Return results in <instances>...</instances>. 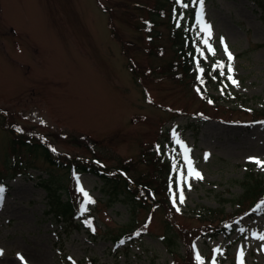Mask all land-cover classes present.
Listing matches in <instances>:
<instances>
[{
  "label": "rangeland",
  "instance_id": "1",
  "mask_svg": "<svg viewBox=\"0 0 264 264\" xmlns=\"http://www.w3.org/2000/svg\"><path fill=\"white\" fill-rule=\"evenodd\" d=\"M194 1L202 43L211 26L215 55L203 43L205 51L223 64L222 81L206 86L214 98L170 77L165 25L157 48L139 28L155 0H0V264H264V168L250 159L264 161V0H204L202 18ZM169 127L181 158L176 187L159 190L160 204L131 224L126 205L107 206L97 176L16 145L45 142L64 162L128 165L151 179L148 154ZM185 156L202 179L188 175ZM40 175L66 186L74 205L82 201L90 222L56 220ZM247 177L263 185L253 196L243 194ZM166 220L181 236L174 258L159 238ZM121 233L128 238L114 252Z\"/></svg>",
  "mask_w": 264,
  "mask_h": 264
},
{
  "label": "trees",
  "instance_id": "2",
  "mask_svg": "<svg viewBox=\"0 0 264 264\" xmlns=\"http://www.w3.org/2000/svg\"><path fill=\"white\" fill-rule=\"evenodd\" d=\"M189 3L190 0H179V2L178 0H155L147 22L145 23L144 21L143 27L139 28L144 30L150 42L157 48L158 43L156 44L155 42L163 36V29L160 26L165 25L168 28L167 39L173 51V57L164 64L166 70L170 73V77L184 89H189L191 86H200L204 90L205 84H214L217 81L219 82L221 78L217 67L209 62L210 58L199 53L200 51H204V48L200 44L197 29L192 21L194 10L192 9L193 11L191 12L183 6L184 4L189 5ZM188 13L191 14L188 21H186ZM198 47L199 50L197 49ZM154 50L152 48V55ZM129 67L134 74L138 72L139 66L137 63L131 62ZM205 92L207 93V97L214 98V95L208 92L207 87H205ZM192 124L193 122L188 123L185 128L191 127ZM162 134L163 138L158 147L155 150L151 147L153 157L149 153L148 160H146L152 163L154 168L156 167L151 179H148L143 173L135 174L133 169L128 165L126 167L100 169L95 165H89L84 160L64 162V159L54 156L49 147L44 143L29 145L25 141L20 140L16 145L20 148L26 147L35 153L41 152V155L55 166H61L69 170L70 162H74L81 172H91L99 176L103 183L100 190L106 199L107 206L111 207L118 202L125 204L130 213L129 224H131L135 222L136 215L140 209H149L154 207L155 204H160L158 199L159 190H163L164 192L167 188L171 189V186L174 184L175 173L171 169L173 165L171 158L176 153L177 147L169 128L163 129ZM166 169L167 172L163 175V171H166ZM122 170L125 173H122ZM155 170L157 173H155ZM162 175L163 179L160 181L158 178ZM3 178V173L0 172V182ZM247 178L248 181L244 184L243 194L244 196H253L255 191L262 188L263 185L256 178V182L251 177ZM260 179L262 178L260 177ZM39 180V184L43 185L49 196V211L53 212L57 220L66 221V219L70 218L69 222L74 227H79L82 223L90 222L86 221L82 216L77 217L76 212L78 207L74 206L70 192L66 189V186L59 184L55 177L43 179L40 176ZM3 183L2 181L0 188L3 187ZM63 195L67 196L66 201L62 199ZM237 203L241 206L243 202L237 201ZM159 206H164L165 208V205L161 204ZM208 212H210L208 215L212 216L216 215L218 211L209 210ZM165 222L167 227L164 233L160 235V239L170 254L173 255L178 251V240L181 236L175 227L170 224L169 220ZM94 260L99 262L96 258ZM94 260H92V263L97 264ZM99 264L103 263L100 262Z\"/></svg>",
  "mask_w": 264,
  "mask_h": 264
},
{
  "label": "snow or ice",
  "instance_id": "3",
  "mask_svg": "<svg viewBox=\"0 0 264 264\" xmlns=\"http://www.w3.org/2000/svg\"><path fill=\"white\" fill-rule=\"evenodd\" d=\"M179 2V0H178ZM199 5H200V16L201 18L203 17V10H204V0H198ZM184 7H187V4L183 5ZM202 31H205L207 33V36L210 38L211 35V26L205 24L204 27L201 29ZM209 38H206L203 43L206 45V47L208 48L209 53H211L212 55H215V49L212 47V45L209 43ZM221 44L223 45V49L225 54L228 56V60L231 62L234 58L232 56V53L229 51L228 46L224 43V39L221 38ZM218 66L219 67H223V64L221 62H218ZM233 71V68L231 66V63H229L228 65V72L231 73ZM221 75H223V72H221ZM228 79L231 81V83L234 86H238V81H236L231 75L228 76ZM173 134L175 135V130L173 132ZM178 143H182V141H177ZM185 148V152L190 151L189 149H187V146L184 145ZM252 162L256 163L258 166L264 168V161H261L257 158H250ZM185 161L188 165V175L189 176H194L196 179H202V176L200 175V173L198 171H196L193 167H192V161L189 157L185 156ZM174 170H178L176 169V167L174 166ZM180 178L181 180L184 179V175L183 172L181 171L180 173ZM190 187V186H189ZM81 191L83 192V189L81 188ZM4 192L3 188H0V201H2L3 197H2V193ZM85 197L88 198L89 202H94L91 201V198L88 197V194L85 192L84 193ZM184 197H183V188L180 189V203H183ZM174 204H175V199H174ZM177 211H179V209H177ZM258 239L264 241V235L259 236ZM0 255H3V252L0 251ZM241 256H243V251H241ZM21 259H23V257H21ZM197 259H200L199 254L197 255Z\"/></svg>",
  "mask_w": 264,
  "mask_h": 264
}]
</instances>
